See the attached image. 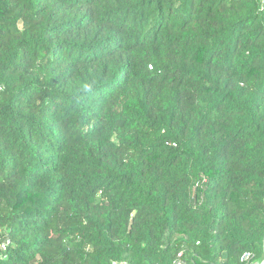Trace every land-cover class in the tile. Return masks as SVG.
I'll return each mask as SVG.
<instances>
[{
    "label": "trees",
    "instance_id": "16d2710c",
    "mask_svg": "<svg viewBox=\"0 0 264 264\" xmlns=\"http://www.w3.org/2000/svg\"><path fill=\"white\" fill-rule=\"evenodd\" d=\"M261 261L264 0H0V264Z\"/></svg>",
    "mask_w": 264,
    "mask_h": 264
},
{
    "label": "built area",
    "instance_id": "2783aa9c",
    "mask_svg": "<svg viewBox=\"0 0 264 264\" xmlns=\"http://www.w3.org/2000/svg\"><path fill=\"white\" fill-rule=\"evenodd\" d=\"M251 258V255L249 253H245L243 256H242V259L241 261H248L249 259ZM254 264H264L262 261L261 262H256Z\"/></svg>",
    "mask_w": 264,
    "mask_h": 264
}]
</instances>
